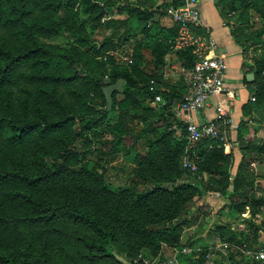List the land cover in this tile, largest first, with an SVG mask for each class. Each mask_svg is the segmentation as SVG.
Instances as JSON below:
<instances>
[{"label": "trees", "instance_id": "trees-1", "mask_svg": "<svg viewBox=\"0 0 264 264\" xmlns=\"http://www.w3.org/2000/svg\"><path fill=\"white\" fill-rule=\"evenodd\" d=\"M80 3L85 21L102 28L104 9L94 0ZM58 6L56 0H0V264H78V260L80 264H125L118 253L129 259L127 264H141L138 255L142 250L154 256L161 244L181 245L179 228L196 217L197 210L190 206L204 189L218 190L229 198L228 206L233 211L250 205V218L244 221L256 236L254 215L259 213V206H264V196L256 198L253 192L246 193L251 185L246 164H239L232 191H227L229 155L223 153L219 143L212 142L210 148L206 144L198 146L197 171L191 173L180 164L183 127L176 137L171 129L155 131L152 120L146 123V116L131 107L136 96L148 105L158 94L166 104L159 106L154 115L163 117L166 106L180 99L184 86L181 93L175 94L161 91L158 85L163 57L175 35L174 25L162 29L147 22L152 19V11L121 8L129 11L135 23L127 26L122 22L105 41L131 34L141 37L133 40L131 63L126 65L129 67L117 66L109 55L101 58L114 64L110 80L102 83L85 61L72 74L54 67L67 66L63 58L69 60L70 52L82 62L94 47L79 23L74 21L66 27L55 22L53 15ZM65 31L70 50L59 52L45 42ZM144 48L150 54L148 58L141 55ZM176 58L184 69L191 67L193 55L188 48ZM22 65L26 69L18 72ZM263 70L264 66H256L249 83L252 93L259 97L264 93V84L256 82ZM16 74L31 87L24 89L25 95L13 105L6 85ZM118 78L124 81L123 97L117 101V92H113L109 109L105 102L102 109L95 108L86 93L71 87L75 82L85 90L91 85L104 101L101 87ZM260 78L263 80L264 75ZM60 86L69 87L72 102L67 103ZM125 110L150 133L144 151L133 156L130 170L135 180L150 184L143 190L131 185L110 186L103 177L104 168L87 157L92 150L86 133L96 127L110 135L111 148L106 155L115 152L126 133L122 122ZM115 111V120L107 122ZM255 149L264 152V140ZM201 173L207 175L205 184L197 180ZM233 196L241 201L237 204ZM212 231L225 241L256 245L249 242L246 232H233L226 222H214ZM204 248L195 258L193 253L180 257L203 264ZM242 263L259 264L236 250L227 253L225 264Z\"/></svg>", "mask_w": 264, "mask_h": 264}, {"label": "rangeland", "instance_id": "rangeland-1", "mask_svg": "<svg viewBox=\"0 0 264 264\" xmlns=\"http://www.w3.org/2000/svg\"><path fill=\"white\" fill-rule=\"evenodd\" d=\"M56 1L59 3V6L57 8V14L53 15L55 22L66 27L70 26L74 21L79 23L84 30L87 41L94 47H92L91 51L89 52L90 54L87 55L89 58L83 59L82 62L78 60L79 57H76L73 52H70L69 60L71 62L68 60V57L63 58L65 61L63 63H65L67 66H64V64H55L54 67L59 68V72L61 71L62 67L64 71L72 74L74 71L77 72L79 68H82L80 64L84 63L85 61L88 70H90L93 75L99 76L100 82L102 83H107L110 80L111 69L114 68L112 67L114 64L102 62L101 58L103 59L105 56L109 55L114 58L115 63L118 64L117 66L129 67L126 65L131 63H128L127 59L130 58L133 49V40L141 37L140 34H136L134 36L131 34V36H123L119 39L112 38L111 40H108V42L105 41V38L109 36L112 29L116 26H120L122 22H126L127 26H132L133 23H135V18L133 19L130 17L132 15L129 16V11L121 8H131L134 10L137 9L138 12L150 10L153 12L152 19H149L147 22H153V26H158L162 29H166L170 26L167 17L163 13V8L167 5L168 0H94L104 9L101 19L102 28L99 29L85 21V15L81 12L80 0ZM204 1H208L212 7L210 8L209 5H207V10H205V14H207L208 17L206 23L211 28L212 37L222 46V52L226 56V70L228 72V76L237 79V66L239 62L241 63L240 68H244V72L253 73V70L256 66H264V0ZM65 12H67L68 15ZM200 16H202L201 13ZM217 16L219 17L221 23L218 21ZM61 18H66L67 21L63 22ZM66 36L67 33L65 31L62 35H56L46 39L45 42L59 50V52H62V49L70 50L71 42H69V38ZM179 53H182V50H177L172 47H170L165 53L166 58L165 55L163 57L165 58L164 65L160 70L161 78H163V69L167 74L169 71L174 72V77H177V73H179L180 69L185 70L180 66L179 61L176 58V55ZM141 55L148 58L150 54L148 53V50L144 48L141 50ZM172 63L175 64L174 67H172ZM25 69L26 67L22 65L19 67L18 72H21V70ZM262 75H264V70L261 72L260 76L262 77ZM260 76L257 77L256 83L262 82L264 84V79L262 80ZM149 83L150 85L148 89L151 91L153 90L152 79L149 81ZM159 83L158 85H160ZM123 85L124 81L120 90L115 95V100L117 101L121 100L123 97V93L121 92ZM6 87H8L10 90L13 105H16L19 96L25 95L23 90L30 88L31 86L27 83L26 79L22 75L16 74L15 77L11 78V80L7 83ZM71 87L86 93L87 99L90 100L95 108L102 109L104 107V101L102 100V97L97 91L93 90L91 85L85 90V88H81V86L75 82L72 83ZM60 89L64 91V99L67 101V103L72 102L74 97L68 91L69 87H65L64 89L63 86H60ZM244 91L245 93L249 92L247 89ZM251 96L254 97L253 101H251V107H253L255 110L258 109L260 112H263L259 117L254 118L255 125L253 127L255 128V131L258 129L260 131L252 136V143H250L245 149L253 151L255 150V147L262 140H264V93H262V96L260 97L255 96L254 93H252ZM136 98V100L131 102V107L133 110L141 111L143 116H146V123L152 120L151 126L155 128V131L171 129L173 132H175L174 129L176 128L177 134H175V137L179 136L181 133L183 119L181 120L180 124L177 122V120H175L174 116L180 113H175L171 107V104L166 106L167 108L164 111V116L161 117L159 115H154L157 114V109H159V106H162L161 103L145 105L139 96H136ZM171 100L172 98L169 99V101ZM258 100L262 101L260 102ZM163 104H166V101L163 100ZM116 114L117 111L113 113L112 117L108 116L106 119L107 122H113L116 118ZM122 122L126 133L122 137L120 144L116 146L115 152L112 154L110 153L106 155V152L109 150V148H111V145L108 143L110 135L106 132H103L101 127H96L95 129H92L86 133L89 140L88 147L92 150V153L88 154L87 156L88 160L89 162H96L98 165L104 168V172H102V174L110 186L121 187L131 185L137 190L149 188L150 184L144 183L141 180H135L130 170L131 167H133V156L144 151L146 138L150 136V133L148 134V132L144 130V125H142L137 119L130 118L129 113L127 114L126 110L123 115ZM246 124V121L239 122V125L244 127ZM227 141L230 143V135ZM77 144L78 142H75V145ZM256 154L257 153L255 152L254 155ZM234 162L235 158L232 156V160L228 162L230 164V169ZM257 164H261L262 167L260 166L257 176L252 180L250 187L246 189V193L249 194L253 192V196L256 198L264 196V158L262 162L259 161ZM257 164L255 166H257ZM188 180L193 182L192 179ZM201 182L205 184L206 180L203 179ZM204 190H202L203 192H201V194L194 197L190 206V208L197 210L195 212L196 217H194L188 224L182 225L179 228V244L192 247L198 246L200 248L205 246L204 250L202 251L203 259L204 254L208 253V255L216 258L215 260L218 263L225 264L227 262V256L223 255L222 251L216 248L207 249L210 242L216 238H219L218 236H215L214 232L212 231V225L216 221L226 222L229 227L232 226L233 232H246V237L248 238L249 242L251 243L254 241L252 244H258L259 242L264 241V206H259V209H257L259 213L254 215L255 223L257 222L258 225L257 231H255L256 236H254L252 229L248 227L244 220L240 219V212L237 210L233 211L231 208H229L227 204L229 202V198H224L223 196L205 197V195H203ZM232 199L235 200L237 204L241 201V198L239 197L233 196ZM205 200L210 201V205L201 203ZM190 212L192 211L190 210ZM260 225H262L263 228L259 227ZM213 245L214 241L211 246ZM67 250L71 251L73 249L68 248ZM159 254H161L162 257H165V259H169L171 257L169 245L161 244L159 252L154 256H151L147 250H142L140 256L138 255V258L141 257L147 261H150L149 259L158 257ZM117 256L122 260L123 263H128L129 259L122 253H118ZM175 257L178 261V264H197L195 260L194 262L192 260H183L178 254ZM234 259H238L237 256H235ZM80 263L81 260H78V264Z\"/></svg>", "mask_w": 264, "mask_h": 264}, {"label": "built area", "instance_id": "built-area-1", "mask_svg": "<svg viewBox=\"0 0 264 264\" xmlns=\"http://www.w3.org/2000/svg\"><path fill=\"white\" fill-rule=\"evenodd\" d=\"M203 0H168L163 8V13L176 28L175 35L171 40L174 49L188 48L193 55V61L189 69L181 71L184 77V91L177 101H171V107L175 113L197 112L208 105L210 98L220 96L213 104V115L200 122H194L186 117L182 120L184 131L183 154L180 159L182 168L191 173L197 171L196 160L198 158V146L206 144L211 147L212 142L219 143L222 149L228 145V137L232 130L230 101L233 99L232 90L225 84V72L227 69L225 57L219 51L216 40L201 22L199 5ZM166 58V55H165ZM165 58L164 61H165ZM131 62V58L127 59ZM251 100L254 97H250ZM152 104H163L160 95H154ZM198 179H205L201 173ZM204 194L208 197L219 196L216 190L205 189ZM214 245L211 246L213 244ZM209 243L208 248H216L227 256L229 251H238L248 259H252L259 264H264V241L259 242L254 247L246 243H236L216 238ZM171 257L165 259L161 254L147 261L140 259L141 264H178L176 255H187L193 253V258L197 257V252L201 250L198 246H169ZM213 256L204 254L203 264H221Z\"/></svg>", "mask_w": 264, "mask_h": 264}, {"label": "crops", "instance_id": "crops-1", "mask_svg": "<svg viewBox=\"0 0 264 264\" xmlns=\"http://www.w3.org/2000/svg\"><path fill=\"white\" fill-rule=\"evenodd\" d=\"M207 5H209L210 8H212L209 4V2L204 1L200 3L199 5V12L201 10V22L203 24V26L208 30V32L211 34L212 36V31L210 26L206 23L207 21V14H205V10H207ZM218 21L220 22L219 17L217 16ZM169 21V20H168ZM170 23V21H169ZM221 23V22H220ZM171 25V23H170ZM225 28V27H224ZM218 46H219V51L221 53L222 52V46L219 42H217ZM224 55V53H223ZM224 57L226 58V56L224 55ZM226 61V59H225ZM241 61V60H240ZM240 62L238 63L237 66V79L232 78L230 76H228V72L226 70L225 72V84L227 85V87L229 89L232 90L233 93V99L230 101V110H231V122H232V131L230 132V143H228L227 147L224 148L223 153L228 154L229 155V162L230 160H232V156L235 158V162L233 164V166L230 167V164L228 163L227 165V185H226V190L227 191H232V180L235 177L237 171H238V166L239 164L243 163L246 164L245 165V170L250 173V177H251V183L252 180L255 179V177L257 176V172H259L260 166L262 167L261 164H257L259 163V161L262 162L263 158H264V152H259L253 150H245L248 145L250 143H252V136L254 134H257V132H259L260 130L258 129L257 131H255V128L253 127L255 125L254 123V118H257L260 116V114H262L263 112H260V110L258 109H254L253 107H251V100L250 97L252 94V89L253 86L250 85V82H246L245 79L243 80V76H244V68H240ZM172 67H174L175 64H171ZM180 69V68H179ZM162 75L163 78H161L160 81V85H159V89L161 91L164 92H173V93H181L183 86H185V82H184V77L181 74V71L179 70V73H177V77H174V72L169 71V73H165L164 69L162 71ZM168 75V76H166ZM171 75V76H169ZM163 81V82H162ZM245 89L249 90L248 93H245ZM220 96H216V97H212L210 98L208 105L206 107H204V109L197 111V112H191V113H180V114H176L175 120H177V122H181V120L183 118H190L192 119L194 122H200L203 121L207 118L212 117L213 115V104L214 101L216 99H219ZM149 104L152 105V103L150 102ZM242 121H246L247 124L246 126H241L239 125V122ZM175 132L173 133V135L177 134L176 133V128L174 129ZM257 153L256 155H254V153ZM253 158V159H250ZM250 159V160H249ZM248 162V163H247ZM257 164V166H255ZM250 166V167H249ZM252 167V168H251ZM263 169V168H262ZM204 177L205 180L207 179V175L205 173ZM197 180H201V179H197ZM203 181V180H201ZM217 191V190H216ZM219 192V191H218ZM205 195V194H203ZM221 196L220 192H219V197ZM206 197V195H205ZM218 197V198H219ZM202 204H208L210 205V201H203L201 202ZM229 204V202L227 203ZM192 210H194V208H192ZM240 213V219L241 220H245L250 218V205H244L243 209L241 211H239ZM219 222V221H216ZM230 229L232 230V226L230 227Z\"/></svg>", "mask_w": 264, "mask_h": 264}, {"label": "water", "instance_id": "water-1", "mask_svg": "<svg viewBox=\"0 0 264 264\" xmlns=\"http://www.w3.org/2000/svg\"><path fill=\"white\" fill-rule=\"evenodd\" d=\"M244 79L246 82H252L253 73L252 72H246L244 74ZM122 83H123V79L118 78L113 83L107 84V85L101 87V92H102V95L104 98L106 109L110 108L112 93L118 92L122 86Z\"/></svg>", "mask_w": 264, "mask_h": 264}]
</instances>
